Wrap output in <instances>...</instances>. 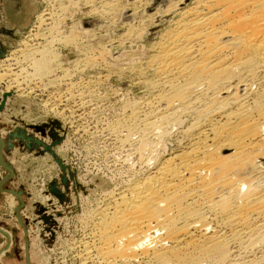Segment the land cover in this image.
Returning <instances> with one entry per match:
<instances>
[{
    "label": "bare ground",
    "instance_id": "1",
    "mask_svg": "<svg viewBox=\"0 0 264 264\" xmlns=\"http://www.w3.org/2000/svg\"><path fill=\"white\" fill-rule=\"evenodd\" d=\"M74 1L93 10L89 20L65 30ZM74 1H54L37 14L44 42L20 49L34 71L29 83L36 73L52 78L64 68L56 45L87 42L100 24L114 29L119 16L122 37L152 32L143 42L149 57L132 71L147 98L125 99L102 129L120 162L121 182L86 212L71 258L80 264H264V0H165L163 6L133 0L124 10L121 0ZM140 7L146 17H138ZM86 47L82 70L111 68L107 55L115 46ZM20 66L9 71L20 77L28 69ZM15 80L17 88L27 82ZM102 80L52 98L74 103L85 133L100 107L94 101ZM4 144L0 137V149ZM9 193L13 204L17 196ZM6 237L1 259L13 245L12 233Z\"/></svg>",
    "mask_w": 264,
    "mask_h": 264
},
{
    "label": "rangeland",
    "instance_id": "2",
    "mask_svg": "<svg viewBox=\"0 0 264 264\" xmlns=\"http://www.w3.org/2000/svg\"><path fill=\"white\" fill-rule=\"evenodd\" d=\"M54 1L57 0H0V137L5 143L0 149V251L7 247V231L13 236V245L0 258V264H80L71 258L69 248L83 236L85 214L95 209L107 188L119 184L122 179L120 162L114 159L116 156L111 148L107 149L104 141V124L120 114L127 99L138 101L147 98L132 71H137L139 63L149 57L143 50V44L149 40L152 30L147 29L148 37L144 33V38L122 37L126 27L120 16L114 29L103 27V30L100 24L96 28L97 34H92L87 42L75 46L56 45L64 68L52 78L36 73L33 83H29L32 77L29 75L34 71L26 62L23 63L21 55L24 52L20 49L44 42L42 35L45 31L41 29L40 34L35 28L36 17ZM97 1L96 5L100 6V1L104 0ZM132 1L121 0L122 10ZM159 1L163 6L165 0ZM75 2L69 9L75 13L65 30H69L72 23H79L81 19L84 21V17L89 20V16L85 15L92 13L90 6ZM140 10L138 17H146V9ZM99 19L92 20L99 22ZM33 35L37 38L32 41ZM86 45L99 50L115 46L107 55L111 68L97 65L88 68V72L82 70L83 54L88 52ZM12 63L17 64L9 67ZM20 65L28 68L29 72L21 78L13 74L20 71H9ZM16 78L27 82L19 89L15 87ZM101 78L100 86L95 88L101 99L98 97L94 101L101 102L100 107L85 122V126L92 129L89 128L90 133H85L76 117L74 103H61L52 98L65 96L69 90L76 94L81 84L90 81L96 84ZM28 89H32V93ZM8 91L10 94H7ZM10 191L17 196L13 204Z\"/></svg>",
    "mask_w": 264,
    "mask_h": 264
}]
</instances>
